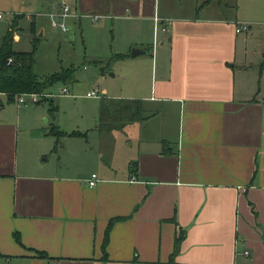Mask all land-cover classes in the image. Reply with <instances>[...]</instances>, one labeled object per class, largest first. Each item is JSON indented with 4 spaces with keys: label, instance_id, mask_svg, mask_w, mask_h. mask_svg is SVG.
I'll return each mask as SVG.
<instances>
[{
    "label": "crops",
    "instance_id": "crops-1",
    "mask_svg": "<svg viewBox=\"0 0 264 264\" xmlns=\"http://www.w3.org/2000/svg\"><path fill=\"white\" fill-rule=\"evenodd\" d=\"M61 1L73 12L66 22L122 36L113 55H122L126 80L104 96L139 101L141 119L69 137L84 141L42 173L16 167L18 113L0 125V262L264 264V20L229 15L216 0H189L184 10L157 0H49L42 11ZM155 17L168 22L163 31ZM241 22L248 30L237 33ZM0 99V111L14 103ZM50 126L32 120L24 131L63 147ZM113 217L123 219L110 226L101 260Z\"/></svg>",
    "mask_w": 264,
    "mask_h": 264
},
{
    "label": "rangeland",
    "instance_id": "rangeland-1",
    "mask_svg": "<svg viewBox=\"0 0 264 264\" xmlns=\"http://www.w3.org/2000/svg\"><path fill=\"white\" fill-rule=\"evenodd\" d=\"M188 1L157 0L158 6L162 9L167 7L173 9L179 5L183 10ZM216 1L223 6L229 4L227 7L229 15L235 10L238 14L247 16L249 20H264V0ZM46 2L49 0H0L2 16L0 36L10 23L8 17L18 15L16 29L13 32L12 49L28 51L31 39L35 38L33 71L38 78L64 68L73 70L71 82L54 83L38 93L39 99L35 104L26 108L18 105L14 98L13 104L6 105L0 111V125L12 123L15 113H18V132L13 144L16 167L18 170L35 168L39 173L47 172L58 164L65 163L69 158L70 144L84 141L69 138L68 133L77 131L84 133L85 136L91 135L96 119L97 102L101 97H105L104 95L109 96L119 91L127 74L124 62L115 59L113 55L115 48L119 46L117 44L122 41V36L118 35L116 30L109 27L103 30L96 29L90 22L78 26L77 23L71 24L67 21V31L61 32L51 28L44 15L37 14L48 8ZM30 14L36 16L37 30L33 34L28 32ZM61 87H66L67 90L63 95L58 94ZM93 88L101 91L97 97H83ZM49 104L53 107L52 114L48 112ZM32 120L38 127L45 122L46 125L50 123L56 125L60 133L58 136L61 139L60 144L63 147H58L59 143L54 147L53 140L45 141L29 136L28 131L24 129ZM0 264L4 263L0 262Z\"/></svg>",
    "mask_w": 264,
    "mask_h": 264
},
{
    "label": "trees",
    "instance_id": "trees-1",
    "mask_svg": "<svg viewBox=\"0 0 264 264\" xmlns=\"http://www.w3.org/2000/svg\"><path fill=\"white\" fill-rule=\"evenodd\" d=\"M205 0L204 2H208ZM18 15L10 18V23L0 36V95L5 97V102L9 103L14 97L21 93H40L51 87L54 83H69L73 80V70L71 68L60 69L52 72L42 78H38L33 71L35 38L31 39L30 49L28 51H15L12 49L13 32L16 29V19ZM28 30L34 33L33 18L30 17ZM122 55H114L115 59L121 58ZM3 102L0 99V107ZM48 112L52 114L53 107L49 104ZM140 105L137 100H120L101 97L98 101L97 117L94 129L97 131H109L114 128H120L125 122L139 120ZM49 135L55 136L56 139L60 135L55 126H50L47 132ZM70 137L84 136V133L72 131L67 134ZM133 166V163H132ZM123 217H113L108 219L103 237L100 244L101 260L106 259L105 244L107 241V233L110 226ZM182 236L180 232L173 240L172 251L169 261L177 250V244ZM17 239V238H15ZM37 257L46 258L44 252L36 251ZM2 257V255H0Z\"/></svg>",
    "mask_w": 264,
    "mask_h": 264
},
{
    "label": "built area",
    "instance_id": "built-area-1",
    "mask_svg": "<svg viewBox=\"0 0 264 264\" xmlns=\"http://www.w3.org/2000/svg\"><path fill=\"white\" fill-rule=\"evenodd\" d=\"M56 8H57L56 10H46V11H43L42 13H37V14L44 15L47 18L49 26L51 28L58 29L61 32H65L67 31L66 20L73 15V12L70 8V5L65 1H61ZM1 18L2 16L0 13V19ZM154 20L157 24H161V27H160L161 31H163L166 28V25L168 22L160 21L156 17L154 18ZM247 30H248V25L243 22L237 23L234 29V31L237 33L246 32ZM66 92H67L66 87H61L59 89L58 94L63 95ZM84 96L97 97L98 90L96 88H93L92 90L86 92ZM14 98H15V102L18 105H28V104L36 103L37 100L39 99V95L38 93H21V94L16 95ZM95 181H96L95 174L91 173L87 179V185L93 186Z\"/></svg>",
    "mask_w": 264,
    "mask_h": 264
},
{
    "label": "water",
    "instance_id": "water-1",
    "mask_svg": "<svg viewBox=\"0 0 264 264\" xmlns=\"http://www.w3.org/2000/svg\"><path fill=\"white\" fill-rule=\"evenodd\" d=\"M40 33H41V32H39V35H40ZM137 53H142V49H140V48H131V49H130V53H129V54H130L131 56H134V55L137 54Z\"/></svg>",
    "mask_w": 264,
    "mask_h": 264
}]
</instances>
